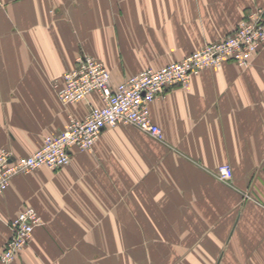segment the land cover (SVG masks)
I'll return each instance as SVG.
<instances>
[{"label": "crops", "instance_id": "0c3cea01", "mask_svg": "<svg viewBox=\"0 0 264 264\" xmlns=\"http://www.w3.org/2000/svg\"><path fill=\"white\" fill-rule=\"evenodd\" d=\"M264 0H0V150L26 157L102 102L62 104L53 80L79 55L115 87L230 35ZM158 140L105 127L59 170L0 194V253L27 206L42 219L13 264H264V44L150 104ZM229 164L232 179L217 178Z\"/></svg>", "mask_w": 264, "mask_h": 264}, {"label": "built area", "instance_id": "2783aa9c", "mask_svg": "<svg viewBox=\"0 0 264 264\" xmlns=\"http://www.w3.org/2000/svg\"><path fill=\"white\" fill-rule=\"evenodd\" d=\"M264 44V9L248 12L227 37L204 45L181 60L160 69H145L112 87L110 72L103 62L86 55L76 58V66L63 73L59 83L53 80L62 104L86 100L96 92L102 102L92 107L83 119L70 118L64 128L54 135H46L42 146L26 157H14L6 149L0 150V194L17 174L46 167L53 171L69 164L70 149L90 151L101 130L116 125H132L155 139H162V129L150 116V104L163 97L165 90L178 85L187 88L191 77L207 68L219 67L232 61L240 67L248 66L251 58ZM217 178L232 179L229 164L218 167ZM42 224L37 211L27 206L8 223L10 235L0 253V264H13L16 256L28 245L35 227Z\"/></svg>", "mask_w": 264, "mask_h": 264}, {"label": "rangeland", "instance_id": "374dc122", "mask_svg": "<svg viewBox=\"0 0 264 264\" xmlns=\"http://www.w3.org/2000/svg\"><path fill=\"white\" fill-rule=\"evenodd\" d=\"M255 9V8H254ZM254 9H252V10H254ZM127 126V125H126ZM49 169V168H48ZM51 170V169H50ZM53 171V170H52ZM56 171V170H55ZM30 173V172H29Z\"/></svg>", "mask_w": 264, "mask_h": 264}]
</instances>
